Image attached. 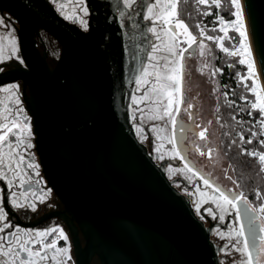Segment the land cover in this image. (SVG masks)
Returning <instances> with one entry per match:
<instances>
[{
	"label": "water",
	"instance_id": "1",
	"mask_svg": "<svg viewBox=\"0 0 264 264\" xmlns=\"http://www.w3.org/2000/svg\"><path fill=\"white\" fill-rule=\"evenodd\" d=\"M89 31L61 18L45 0H0L21 25L29 88L44 174L69 214L77 264H220L212 228L139 141L129 113L151 49L148 0L135 10L122 0H87ZM264 86V0H244ZM44 29L61 45L50 67L34 36ZM76 223V224H75ZM78 226V227H77ZM78 229L85 239L79 242Z\"/></svg>",
	"mask_w": 264,
	"mask_h": 264
},
{
	"label": "flooded vegetation",
	"instance_id": "2",
	"mask_svg": "<svg viewBox=\"0 0 264 264\" xmlns=\"http://www.w3.org/2000/svg\"><path fill=\"white\" fill-rule=\"evenodd\" d=\"M45 1L65 21L79 27L83 31H89L91 11L87 0H83V6L87 7L88 10L87 15L80 11L81 5L78 3V0ZM142 2L143 0H136L135 4L131 7H126L124 0H122L125 8L129 10L137 9ZM155 3L156 0H148V7L144 16V21L148 22L149 33L152 36L150 41L151 49L145 68L138 77L132 92L129 104L131 122L139 141L148 148L157 164L164 165L166 175L173 183V186L190 201L195 214L204 225L208 228H212L211 240L220 248V264H239L242 260V256L236 248L241 245L238 244L235 231L239 230L242 224L245 226V234L249 239V251L255 254L256 246L263 243L259 239L263 237L260 214L257 211L251 213L254 217V222L253 227L249 228L248 213L239 215L235 208L226 206L229 207V210L222 211L216 206L213 200V197L218 196L215 187L218 185L225 189L226 194H229L230 198L231 193L227 190H232V193L236 191L243 192L244 196L255 209L260 205L257 203L252 188L249 189V164L247 162L249 156L244 153V151L248 152V148H238L235 144H232L231 137H233V133H226L227 130L222 126L221 110L220 107H218L217 100V95L220 92L216 91L218 78L216 79L215 76H206V78L201 80V76L191 75L192 70L191 67H189V62L196 60L198 43L194 44L192 48L184 53L185 60L183 63L185 64V71L181 90L183 91L185 103L179 105L180 111L179 114L176 115L177 128L182 125L185 130L184 133L181 134L178 130H174L168 117H165L157 124L154 118H150V120L146 119V117L142 118V114L145 112H143L144 102L141 101V97L146 95L147 89L151 88V84L155 82V78H153L155 76L151 75V73L157 72V63L160 61L151 58L158 44V39L156 30L153 32L150 31V29H157L160 24L164 23L163 21L160 22L157 20L156 14H158L162 8L167 7L169 11L171 8L168 0H160V4H158L157 7L153 9V13L150 14L148 8ZM60 5H64V8L61 9ZM149 15H152V19H148ZM66 16L72 18H65ZM0 17L4 19V25H0V38H3L0 39V46L3 47V54L5 56V61L0 63V69H2V71H0V89L7 88L13 84L19 85L18 95L21 102L17 105L15 103V96L10 95L9 92L0 91V102H2L0 103V112L4 111V105L7 104L9 105L10 111L6 114L12 118L17 108L22 109L20 115L16 117V119L21 126H23L24 123H30L32 131L30 142L33 145L32 148H26V143L28 142L25 140L27 136L26 132L20 137V140L14 143V147L19 155L24 157V160L21 162V178L23 179V185L21 186L20 181L13 177L12 173L8 172L6 168L5 172L7 173V177L8 179H13L14 184L9 185L6 179H0V195L4 197V208L8 213L7 221H0V227H3L5 223H10L13 226L5 229L3 233H0V236L4 237L3 242L6 245L9 241H13L11 246L15 249L17 247L14 243L17 228L21 229L19 233L21 237H24L26 232L35 233L53 227L58 229L62 228L68 236V240L64 241L60 239L58 247L69 248L68 255L71 256V259L67 260L66 264H77V245L68 223L69 220L67 219L71 216L64 213V204L49 185L37 151L33 119L26 103V96L29 95V88L25 87L23 80L15 79L16 73L27 68L26 62L21 54L18 34L21 25L8 11L0 10ZM81 17L87 22L86 30L79 22V18ZM175 23L176 21H173L171 25L174 26ZM169 26L170 25H168V28ZM175 30L177 31V29ZM10 33L14 35L16 41H18L19 50L16 55L8 59L7 57L12 54L11 44L9 42ZM34 42L39 53L42 56H46V60L50 67H54L61 56L62 49L59 42L44 29H39L35 34ZM21 60L23 63L20 62ZM149 64L154 65V68L152 66L153 70L150 72V86L143 80L148 77L146 69ZM198 67L199 63H197L193 69L196 75L199 74ZM141 84H143L144 88L139 89ZM207 87H209L208 91L205 90ZM174 95L179 97L180 93L177 92L174 93ZM134 100L137 102L133 103ZM187 104H191L192 108L185 111ZM176 107L177 105L173 106L174 111ZM217 107L219 108V112L216 111ZM189 113H191V116H189ZM154 116L155 114L152 115V117ZM152 120L155 121L153 122ZM209 121H211L210 125L208 124ZM205 127H207V132L205 133L207 137V147L217 149L219 153L218 156L216 152L212 153L211 158L208 156H201L193 149L194 142L198 143L202 150L204 149L206 141L200 139L196 133L203 130ZM138 128L141 129V131L138 132ZM170 137H174V144L168 142ZM157 149H159V151H157ZM4 151L7 152V147L4 148ZM175 152H179L180 155H175ZM181 156L185 157V159H181ZM29 162L38 165V167L28 168L26 165ZM7 163L8 158L5 157V164ZM186 165H188V167H186ZM189 167L192 168V171L188 170ZM225 170H227V172H225ZM201 176L209 180L208 185H205L204 179H201ZM228 176H231L232 179H228ZM233 181L236 183H233ZM13 192L16 193L17 197H21V194H23L21 198L22 201L35 204L36 210L33 211L27 206L19 208L13 207L11 203L13 197L10 195ZM201 193L204 195L201 196ZM41 197L43 198V202H41ZM198 206L199 212L197 211ZM241 207H243V205H241ZM208 209L212 210L211 215ZM213 216H215V219ZM253 233H255L254 241ZM57 236L58 233H54L52 236L46 238V242ZM78 237L80 245L84 247L85 239L80 229H78ZM29 246L37 250L41 249V245L39 244H30ZM52 255H54V253L48 250L49 259L42 261L41 264H56V261L51 259ZM55 255L57 260L61 259L59 254ZM263 260L264 254H262L261 264H264ZM91 264L100 263L97 258H94Z\"/></svg>",
	"mask_w": 264,
	"mask_h": 264
},
{
	"label": "snow or ice",
	"instance_id": "3",
	"mask_svg": "<svg viewBox=\"0 0 264 264\" xmlns=\"http://www.w3.org/2000/svg\"><path fill=\"white\" fill-rule=\"evenodd\" d=\"M55 2V0H54ZM136 0H124V4L126 7H131L133 4H135ZM179 2V0H168V3L170 4L171 8L170 11L167 7L162 8L161 11L156 14L157 18L161 17H167L168 15H171L173 17L178 16V13L176 11V5ZM78 3H80L81 8L80 11H82L85 15H87V7L83 6V0H78ZM197 5H209V0H196ZM229 5L233 9L231 12V15L235 17L234 21H229L228 23L233 27L235 33H238V45L232 46V50H230L228 47H224L223 40L224 38L232 39L231 37H227V31L225 28H221L220 31L225 33V37L220 36H212L207 35L206 39L209 41H214L218 44V46L229 56H239L241 57L238 60V63L240 64H246L248 69V76L249 77H256V60L253 57L252 52V45L249 43V37H248V29L247 25L245 23V5L242 3V0H228ZM160 4V0H156V3L149 6L148 12L151 14L153 13V9L157 7V5ZM211 5H215L216 7L221 6V0H211ZM60 8L63 9L64 5H60ZM203 15H210L209 12L202 13ZM65 18H72L66 16ZM148 19H152V15H149ZM221 23H224L223 17L219 18ZM80 24L87 29V22L81 17L79 18ZM165 23H168L169 29L166 34L169 35V44L166 46L165 50L169 52L174 59L170 61L171 67H169L168 64H165L164 67L167 69V71L161 73V72H153L151 75L155 76V82L152 84L151 87V93L155 95L157 101L160 102V104L163 107V112H157V114L152 117L154 119H161L163 120L165 117L169 118V122L172 125L174 130H178L181 134L184 133V128L182 125H180L177 128V121H176V115L179 114L180 104H184V98H183V76L185 71V64L183 63L185 60L184 53L187 52L194 44H197V36L193 35L191 31L188 29V25L183 21L177 19L175 25H171L170 21L165 18ZM0 25H4V19L0 17ZM196 27L199 29L198 35L204 36L205 35V29L202 28L199 24L196 25ZM175 29H183L184 33L186 34L188 40L187 47L183 48L182 50L179 49V42L176 41V36L178 35L177 31ZM150 31L155 32V29H150ZM215 31V29H213ZM3 39V38H0ZM9 42L11 44V55H9L7 58L11 59L13 55H16L18 53V41H16L14 35L11 33L9 34ZM200 49H204L206 46L201 41L198 45ZM210 51V50H209ZM203 51L201 52V55H203ZM18 58V57H17ZM5 61V56L3 54V47L0 46V63H3ZM23 63V61H20ZM234 66V65H231ZM207 67V65H205ZM260 67L261 71H264V55L260 56ZM2 71V69H0ZM203 71V69H201ZM217 71H221L220 69H216L212 72V75L214 76ZM241 79H245V77H241ZM147 83V81H145ZM246 90L252 91L255 94V100H253L250 103L251 109H258L259 112L264 115V96L260 94L259 91H257V87H251L248 88L247 85H245ZM18 89L19 85L13 84L8 86L7 88H2L0 91L9 92L10 95L15 96V103L19 105L21 102L19 100L18 95ZM261 91H264V89H261ZM180 93V96L177 97L174 95V93ZM225 97H227V93H224ZM145 99H150V96L141 97V101ZM165 99L167 100L166 103H164ZM245 100H247V97H244ZM137 101H133V103H136ZM2 103V102H0ZM229 107H231L235 102L230 101ZM177 105L175 108V111L173 110V106ZM192 108L191 104H187L185 107V111ZM245 109H241L243 111ZM10 109L9 105H4V111L0 112V179H6L7 183L9 185H13L14 181L13 179H8L7 173L5 172V168L8 172H11L13 177L18 179L20 181L21 186L23 185V179L21 178V162L24 160V157L20 156L16 148L14 147L15 141L20 140V137L26 132L27 136L25 137V140L28 142L26 143V148H32L33 145L30 142L32 131L30 123H24L23 126H21L20 123L17 122L16 117H18L22 111V109L17 108L14 112V115L12 118L9 117L8 114ZM217 112H219V108L216 109ZM251 115V112H249ZM189 116H191V113H189ZM27 119V118H26ZM233 120L236 119L235 116L232 117ZM237 123H242L240 121H237ZM208 124H211V121L208 122ZM223 126V125H222ZM260 126L264 128V119L260 121ZM137 131H141V129H137ZM207 132V127H205L203 130H200L196 133V135L200 138L206 141L204 145V149L202 150L201 146L198 143H193V149L199 153L201 156H208L211 158L212 153L216 152L217 156L219 155L217 149L207 147V137L205 133ZM249 132H251V129H249ZM264 134V133H262ZM239 139L241 142H244V134L243 132L239 133ZM253 136H256L257 134L255 132H252ZM23 142V141H21ZM168 142L170 144L175 143L174 137H170ZM232 144H236V140H232ZM247 143L251 144L252 140H247ZM260 143L264 145V140H261ZM7 147V152L4 151V148ZM159 151V149H157ZM250 156H254L258 158L259 163L261 164V171H264V153L261 152H247L245 153ZM175 155H180L179 152H175ZM5 157L8 158V163L5 164ZM181 159H185V157L181 156ZM28 168L38 167V165H35L34 163L29 162L26 165ZM188 167V165H186ZM189 171H192V168H188ZM227 172V170H225ZM38 175V173H37ZM228 179H232L231 176L227 177ZM201 179H204L203 176H201ZM205 185L209 184L208 179H204ZM233 183H236L233 181ZM216 193H218V196L213 197L214 202L216 203V206L220 208L222 211H227L230 208H235L237 213L239 215H244L245 213L249 214V228L253 227L254 217L251 215L252 212L257 211L251 203L248 201V199L244 196L243 192L236 191L235 193H232V190H227L229 193H231V198L229 194H226V190L223 189L220 186L215 187ZM13 199L11 200L13 207H29L33 211H35V204L27 203L26 201H22V196L17 197L16 193L13 192L10 194ZM204 194L201 193V196ZM257 199H261V193L258 191L256 193ZM41 202H43V198L41 197ZM207 202V201H204ZM243 205V207H241ZM229 206V207H226ZM197 211L199 212V206L197 207ZM261 213H264V206H261L258 210ZM209 214H212V210L208 209ZM215 219V216H213ZM223 218V217H221ZM8 219V213L5 211L4 208V197L3 195H0V221H7ZM13 227L10 223H5L3 227H0V233H3L5 229ZM21 229H16V236L14 243L17 245L15 249L12 248L11 244L13 241H9V243L6 245L4 241V237L0 236V264H41L42 261L49 259L48 256V250H51L54 255H52L51 259L56 261V264H66L67 260L71 259V256L68 255L69 248L67 247H58L59 240L63 239L64 241L68 240V236L65 234L62 228L58 229L56 227L45 229L42 231H37L35 233L26 232L24 237H21L19 235ZM261 231H264V220H261ZM54 233H58V236L56 238H53L50 241L46 242V238L49 236H52ZM235 237L237 238L238 244L241 245L236 248L238 252H240L242 256V260L239 262V264H261L262 254H264V243H261L256 246V252L253 254L251 251H249V239L245 234V226L242 224L239 228V230L235 231ZM262 242H264V237L259 238ZM255 240V233H253V241ZM30 244H39L41 245V249L37 250L34 247H30ZM26 254V255H25ZM59 254L61 259L57 260L56 255Z\"/></svg>",
	"mask_w": 264,
	"mask_h": 264
},
{
	"label": "rangeland",
	"instance_id": "4",
	"mask_svg": "<svg viewBox=\"0 0 264 264\" xmlns=\"http://www.w3.org/2000/svg\"><path fill=\"white\" fill-rule=\"evenodd\" d=\"M192 2V6L196 8L195 10L198 11L199 17L203 16L202 18L209 17V21H203L201 20H195L194 26L191 25L193 22L191 21L192 13H186L184 12L183 3L182 0H179V2L176 5V11L178 13V16H171L168 15L167 17L157 18L160 22L167 18L170 23L173 21L183 20L187 25L189 31L192 32L193 35L197 36V43L203 41L205 44L204 49H200L198 47L197 50V57L196 60L189 62V67H191V75L193 76H201V80L203 78H206V76H213L212 72L216 69H219L220 67L214 66V60L218 57H220L222 64L230 70L233 73V79L235 82V87L231 89H227V87L219 89L218 83L216 87V91L220 92L217 95L218 100V107H220L221 110V121L224 129L227 130L226 133H233V137H231V140H236L237 143L235 144L238 148L245 147L248 148V152H261L264 153V145L260 143L261 140H264V128L260 126V121L264 119V115H262L258 109H251L250 103L255 100V94L252 91L246 90L245 85L248 86V88L251 87H257V91L260 92L262 96H264V91H261L263 89L262 83L259 79L258 73H257V67H256V77H249L248 76V69L246 64H240L238 63V60L241 58L239 56L233 57L229 56L227 53H225L216 42L209 41L206 39L207 35L212 36H220L225 37V33L220 31V29L223 27L227 31V37H231L232 39L224 38L223 44L224 47H228L230 50H232V46L238 45V33H235L233 27L228 23L229 21H234L235 17L231 15V12L233 9L228 3V0H221V6L218 8L215 5H211V0H209V5H197L196 0H189ZM165 6V3H164ZM216 9V15L213 16V9ZM209 12L210 15H203L202 13ZM225 13L229 14V17L225 16ZM213 16V17H212ZM220 17H223L224 23H221ZM199 24L202 28L205 29V35L200 36L198 35L199 29L196 27V25ZM168 23H162L160 26L155 29L157 33V39L158 44L154 49L153 54L151 55L152 59L160 60L159 63H157V71L158 72H165L167 69L164 67L165 64H168L169 67H171L170 61L174 59V57L165 50L166 46L169 44V35L166 34L168 32ZM215 29V31H213ZM178 35L176 36V41L179 42V49L182 50L183 48L187 47V36L184 33L183 29H177ZM249 43L251 44V40L249 39ZM210 50V51H209ZM203 51V55H201V52ZM253 52V51H252ZM254 57V53H253ZM255 58V57H254ZM199 63L198 69V75H196L195 71H193L194 66ZM207 65V67H205ZM234 65V66H231ZM154 65L149 64L146 69V73L148 74V77L143 79L144 81H147L146 84L150 86V72L153 70ZM203 69V71H201ZM220 71H217L214 75L216 79L218 78V74ZM241 77H245V79H241ZM155 78V77H153ZM218 80V79H217ZM155 81V79H154ZM152 85V84H151ZM209 85V84H208ZM144 88L143 84L140 85V88ZM206 91L209 90V87L205 89ZM224 93H227V97H225ZM145 96H150V99L143 100L144 107L142 118L146 117V119L152 118L153 114H157V112L162 113L163 107L160 104L159 101H157L154 94L151 93V88L147 89V93ZM144 96V97H145ZM244 97H247V100L244 99ZM230 101H234L235 103L229 107ZM167 100L165 99L164 103H166ZM146 104V105H145ZM241 109H245L241 111ZM228 110L230 114L228 115ZM208 111V110H206ZM251 112V115L249 114ZM228 116L231 117V120L228 118ZM235 116L236 119L233 120L232 117ZM145 119V120H146ZM156 120V121H155ZM152 120L155 121L156 124L161 122V119H155ZM160 120V121H159ZM237 121H240L242 123H237ZM149 122V121H148ZM232 122V123H231ZM154 125V124H153ZM156 127V126H155ZM249 129H251V132H249ZM243 132L244 134V142H241L239 139V133ZM252 132H255L257 135L253 136ZM246 135H248V138H246ZM239 139V140H238ZM247 140L251 139L252 143H247ZM249 144V147L247 146ZM244 153H247L244 151ZM247 155V154H245ZM249 156L248 158L251 159L253 162H255L259 168L260 173H262V178L264 179V171H261V164L258 161L257 157ZM252 191L254 193L255 198L257 199L256 193L259 191L261 193L262 198L257 199V203L260 205L257 208V212L260 214V219L264 220V213L259 212V208L261 206H264V191L258 184H254L252 187ZM261 202V204H260ZM262 235L264 237V231H262ZM264 243V242H263ZM264 261V260H263Z\"/></svg>",
	"mask_w": 264,
	"mask_h": 264
},
{
	"label": "trees",
	"instance_id": "5",
	"mask_svg": "<svg viewBox=\"0 0 264 264\" xmlns=\"http://www.w3.org/2000/svg\"><path fill=\"white\" fill-rule=\"evenodd\" d=\"M183 3V8L185 9L184 12L191 14L192 13V17H191V21L193 22L191 25L194 26V21L197 19L199 20H203V21H209L210 18L205 17L202 18L203 16L199 17V13L197 10H195L196 8H194L192 6V2L189 0H182ZM214 13L213 16L216 15V9H213ZM212 16V17H213ZM226 17H229L228 13H225ZM214 65H216V67H220L219 69L221 70L220 73L218 74V85L220 87V90L222 88L227 87V89H231L235 87V82L233 79V73L228 70L227 68H225V66L222 64L220 57H218L214 60ZM228 115L230 114L229 110H228ZM228 118L231 120V117L228 116ZM232 123V122H231ZM246 138H248V135H246ZM239 140V139H238ZM247 141V139H246ZM247 146L249 147V144H247ZM247 162L249 164V189H251L253 187L254 184H258V186H260L262 188V190L264 191V179L262 178V173H260L259 168L257 166V164L255 162H253L251 159H247Z\"/></svg>",
	"mask_w": 264,
	"mask_h": 264
},
{
	"label": "bare ground",
	"instance_id": "6",
	"mask_svg": "<svg viewBox=\"0 0 264 264\" xmlns=\"http://www.w3.org/2000/svg\"><path fill=\"white\" fill-rule=\"evenodd\" d=\"M242 3H244V5H245L244 0H242ZM245 23H246L247 29H248V37H249V39L252 42L251 35H250V31H249V26H248V22H247V17H246V11H245ZM251 45H252V51L254 53L253 44L251 43ZM254 57H255V60H256L255 53H254ZM256 67H257V73H258L259 79H260V81L262 83V86H263L262 77H261V73H260V70H259V67H258V64H257V60H256ZM263 89H264V86H263Z\"/></svg>",
	"mask_w": 264,
	"mask_h": 264
}]
</instances>
